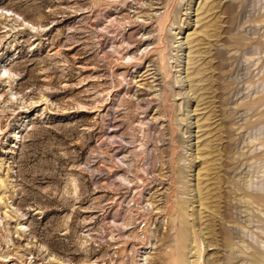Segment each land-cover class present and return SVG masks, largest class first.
I'll return each mask as SVG.
<instances>
[{
    "label": "rangeland",
    "instance_id": "1",
    "mask_svg": "<svg viewBox=\"0 0 264 264\" xmlns=\"http://www.w3.org/2000/svg\"><path fill=\"white\" fill-rule=\"evenodd\" d=\"M0 264H264V0H0Z\"/></svg>",
    "mask_w": 264,
    "mask_h": 264
}]
</instances>
